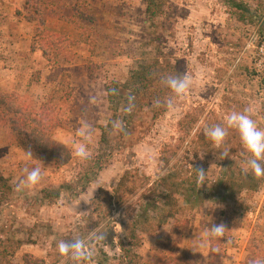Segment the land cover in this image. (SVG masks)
I'll use <instances>...</instances> for the list:
<instances>
[{"label": "rangeland", "instance_id": "374dc122", "mask_svg": "<svg viewBox=\"0 0 264 264\" xmlns=\"http://www.w3.org/2000/svg\"><path fill=\"white\" fill-rule=\"evenodd\" d=\"M35 1L0 0V79L10 74L15 85L0 93L18 96L13 106L17 112L16 103L37 110L53 89L72 90L68 103L55 100V113L64 123L49 135L66 162L32 155L8 126L0 125V173L12 186L0 204V264H74L58 252L59 242L70 238L84 239L91 252V260L83 264H123L118 247L122 208L134 204L147 186L146 178L166 169L159 151L169 143L178 145L179 156L189 149V167L206 173L207 197L184 210L179 221L171 220L151 234L140 232L141 264H245L250 240L264 246V177L243 170L245 154L234 130L219 148L187 142L195 133L223 124L231 111L248 110L264 128V51L259 50L264 0H164L163 13L156 17L145 13L144 0H81L94 11V42L71 44L74 56L69 62L53 53L43 56L40 41L33 40L36 23L28 17ZM63 1L69 14L78 0ZM45 27L74 40L80 35L70 23L51 16L45 17ZM162 57L191 78V89L182 97L173 96L172 106L158 119L143 109L126 123L120 105L117 122L123 123V131L115 129L110 144L100 146V126L111 114L105 85L125 81L132 69ZM188 113L195 121L180 144L177 123ZM13 117L18 118L15 113ZM85 122L92 128V155L80 161L72 142L80 139L78 130ZM224 148L230 149V156L220 160ZM104 154L108 157L99 167L98 157ZM37 166L41 181L24 187V169ZM124 172L129 173L120 193L124 204L115 205L110 214L107 206L94 212L100 188L113 193ZM48 192L52 195L46 196ZM221 224L220 257L210 263L212 239L205 233ZM101 234L103 240L98 239Z\"/></svg>", "mask_w": 264, "mask_h": 264}, {"label": "trees", "instance_id": "16d2710c", "mask_svg": "<svg viewBox=\"0 0 264 264\" xmlns=\"http://www.w3.org/2000/svg\"><path fill=\"white\" fill-rule=\"evenodd\" d=\"M144 2L145 13L148 16L156 17L163 13L164 0H144ZM46 16L70 23L79 30L78 39L74 40L60 32L47 29L45 27ZM28 21L36 23L33 40L40 41L42 46L38 44V47L45 57L49 56V53H53L69 62L74 56V52L70 49L71 44L80 41L91 45L94 42V33L91 28V24L96 21L94 11L81 0L76 1L73 11L69 14L65 12L63 0H36L33 15L28 17ZM170 75H184V72L167 57L155 58L132 69L125 81L111 80L105 85L104 89L111 114L107 123L100 126V146L110 144L111 135L115 130L113 122H117L120 105H123L125 111L123 121L126 123L133 120L137 112L143 109H148L153 119H158L168 110L167 102L173 97V94L163 85L162 78ZM67 89L64 93L65 89L59 87L53 89L37 110L23 108V106L26 107L23 102L16 103L17 112L13 111V106L18 96L6 92L0 93V125L8 126L11 129L18 143L26 151L60 165L66 162V158H63L58 147L52 144L49 135L64 123L57 117L54 106L55 100L61 104L69 102L72 90ZM129 98H131V111L127 110ZM157 101L160 103L157 104ZM13 113L17 115V119L13 117ZM194 121L195 118H190L189 113L178 121L177 125L181 135L178 142L180 144L186 141V137L190 134L189 127ZM42 137L45 139L42 140ZM187 143L189 145L196 143L209 145L211 142L206 134L197 132ZM177 148L178 145L173 143L165 144L161 148L159 160L166 166V169L153 179L146 178L147 186L141 190L134 204H128L122 208L123 232L119 237L118 247L123 264H141L137 252L142 240L140 232L151 234L171 220L179 221L184 210L192 209L207 197L204 189L206 187L204 184L199 187L198 175L194 171L201 169L191 168L189 167L190 162H187L189 149L186 150V154L179 156ZM107 157L106 154L98 157L99 167L104 165ZM248 177L252 178L250 175ZM128 179L129 173L124 172L114 187L113 193L100 188V192L93 200V211L100 213L107 206L106 212L110 214L115 205L122 206L124 200L120 193L127 185ZM224 190L228 191L229 188H224ZM11 192L12 186L9 178L0 173V204L7 200ZM222 193L219 192L221 198L227 197ZM50 195H52L50 192L46 193V196ZM220 241L221 239L211 240L210 263L219 260ZM260 258H264V246L261 241L252 239L248 245L245 264H252L255 259Z\"/></svg>", "mask_w": 264, "mask_h": 264}, {"label": "clouds", "instance_id": "9594fccd", "mask_svg": "<svg viewBox=\"0 0 264 264\" xmlns=\"http://www.w3.org/2000/svg\"><path fill=\"white\" fill-rule=\"evenodd\" d=\"M163 85L170 90L175 97H182L188 92L193 84L191 78L187 75H170L162 78ZM160 102L157 101V104ZM168 106H172V100H168ZM131 98H129L128 111H131ZM113 128L117 131H123L122 122H113ZM229 130H234L240 140L245 158L243 160L245 172H250L257 178L264 177V128L259 127L258 123L252 118L248 110L231 111L224 119L223 124H214L205 131L206 136L216 147L224 145ZM79 140L72 142V151L76 159L87 161L91 159L89 144L92 142V128L85 122L78 130ZM230 149L224 148L219 152L217 158L223 160L230 156ZM198 175L199 187L206 182V173L203 170H194ZM24 187L29 188L38 184L42 179V169L37 166L31 170L25 168ZM73 207H76L74 205ZM225 227L221 225H212L205 233L207 239H219L223 237ZM103 240V235L98 236ZM58 252L62 256L70 258L74 264H83L84 261L91 260L92 254L86 247L85 240L82 238H70L61 240L58 244ZM252 264H264V258L255 259Z\"/></svg>", "mask_w": 264, "mask_h": 264}, {"label": "crops", "instance_id": "0c3cea01", "mask_svg": "<svg viewBox=\"0 0 264 264\" xmlns=\"http://www.w3.org/2000/svg\"><path fill=\"white\" fill-rule=\"evenodd\" d=\"M9 75L7 74V77H5L3 80L0 79L1 80L0 81V89H2V90H4V89H10V90H12L15 87V85L13 84V79H10V76Z\"/></svg>", "mask_w": 264, "mask_h": 264}, {"label": "built area", "instance_id": "2783aa9c", "mask_svg": "<svg viewBox=\"0 0 264 264\" xmlns=\"http://www.w3.org/2000/svg\"><path fill=\"white\" fill-rule=\"evenodd\" d=\"M259 50H260L261 53L264 51V38H263V43L261 44ZM259 61H260V60H259ZM259 61H258V62H259Z\"/></svg>", "mask_w": 264, "mask_h": 264}]
</instances>
